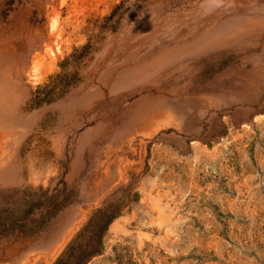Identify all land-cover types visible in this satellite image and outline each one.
I'll return each mask as SVG.
<instances>
[{
  "label": "rangeland",
  "instance_id": "rangeland-1",
  "mask_svg": "<svg viewBox=\"0 0 264 264\" xmlns=\"http://www.w3.org/2000/svg\"><path fill=\"white\" fill-rule=\"evenodd\" d=\"M116 198L86 264H264V0H0V264Z\"/></svg>",
  "mask_w": 264,
  "mask_h": 264
},
{
  "label": "trees",
  "instance_id": "trees-1",
  "mask_svg": "<svg viewBox=\"0 0 264 264\" xmlns=\"http://www.w3.org/2000/svg\"><path fill=\"white\" fill-rule=\"evenodd\" d=\"M65 88L66 86L63 89ZM24 202L28 205V208H23L24 213L30 214L36 210H43L42 217L60 205V202L33 200L28 197H24ZM44 203L46 205H43ZM121 209L122 199L116 198L106 201L101 207L92 211L86 223L52 264H86L92 256L101 253L108 227L115 217L120 215Z\"/></svg>",
  "mask_w": 264,
  "mask_h": 264
},
{
  "label": "bare ground",
  "instance_id": "bare-ground-1",
  "mask_svg": "<svg viewBox=\"0 0 264 264\" xmlns=\"http://www.w3.org/2000/svg\"><path fill=\"white\" fill-rule=\"evenodd\" d=\"M60 1H61V0H60ZM55 19H56L55 16H52V19H51V21H50V27H51V28H53V27L55 26V24H56V23H55ZM55 27H56V26H55Z\"/></svg>",
  "mask_w": 264,
  "mask_h": 264
}]
</instances>
